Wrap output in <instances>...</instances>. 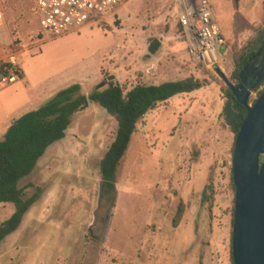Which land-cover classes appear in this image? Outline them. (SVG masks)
Segmentation results:
<instances>
[{
  "label": "rangeland",
  "instance_id": "obj_1",
  "mask_svg": "<svg viewBox=\"0 0 264 264\" xmlns=\"http://www.w3.org/2000/svg\"><path fill=\"white\" fill-rule=\"evenodd\" d=\"M209 1L226 42L221 68L193 63L174 0H128L105 25L57 38L42 33L30 0L5 4L0 58L14 49L24 77L13 89L0 78V114L6 110L2 97L13 90L35 101L48 98L45 104L50 93L73 85L89 96L103 83L102 73L129 88L189 77L208 85L141 121L110 198L102 196L100 162L118 123L96 103L77 113L66 138L22 180V186L41 188V197L0 243V264H232L235 135L222 117L225 79L234 85L235 49L264 36V0H240L238 11L234 0ZM146 37L163 40V70L132 80L144 65L139 56ZM251 96L252 105L257 94ZM211 177L214 200L208 201ZM182 202L185 215L175 227ZM14 212L13 204H0V224Z\"/></svg>",
  "mask_w": 264,
  "mask_h": 264
},
{
  "label": "trees",
  "instance_id": "obj_2",
  "mask_svg": "<svg viewBox=\"0 0 264 264\" xmlns=\"http://www.w3.org/2000/svg\"><path fill=\"white\" fill-rule=\"evenodd\" d=\"M8 1L1 0L3 8ZM30 2L33 4L32 0ZM234 6L238 11L240 0H234ZM42 38L43 34L40 35V39ZM160 48L161 43L158 39H150L149 53L151 55H155ZM261 49L264 53V36L248 41L235 49L233 53L235 67L233 83L235 86L241 83L240 72ZM4 67L5 65L0 62V77L4 74ZM207 83L204 80L189 77L181 81H170L160 85L137 83L129 88L127 84H121L115 81L112 76L104 74L103 83L89 96L81 93V85H73L57 93L40 109L27 113L16 120L9 127L4 138L0 140V204H13L15 206L12 217L0 224V243L20 228L26 215L41 197V188H36L34 185L22 186V180L34 173L39 162L52 146L66 138L74 116L87 103L100 105L118 123L115 139L100 162L102 196L110 198L116 194L119 168L141 121L160 105L168 103L175 97L200 91L208 85ZM263 93L264 79L252 94H257L258 99ZM224 95L226 103L222 117L235 135L234 154L237 136L241 129V124L237 122L236 107L238 106L239 115L242 119L247 117V109L238 104L229 86L224 90ZM257 99L254 100L253 104ZM250 103H252V98H250ZM263 160L264 157L262 156L261 165ZM231 187L235 193L232 221L234 226L236 187L233 181V172ZM32 188H36L34 194H31ZM209 190L211 193L207 200L212 201L214 200L212 177L205 192V198H207ZM185 208V204L180 203L177 216L174 219L175 227H178L183 221ZM231 259L232 264H234L233 251Z\"/></svg>",
  "mask_w": 264,
  "mask_h": 264
},
{
  "label": "water",
  "instance_id": "obj_3",
  "mask_svg": "<svg viewBox=\"0 0 264 264\" xmlns=\"http://www.w3.org/2000/svg\"><path fill=\"white\" fill-rule=\"evenodd\" d=\"M241 83L225 79L239 105L247 109L242 119L233 157V181L236 187L233 226L234 264H264V93L250 104L252 92L264 79V53L261 49L239 74ZM89 103L83 108L87 109ZM108 225L106 226V230Z\"/></svg>",
  "mask_w": 264,
  "mask_h": 264
},
{
  "label": "built area",
  "instance_id": "obj_4",
  "mask_svg": "<svg viewBox=\"0 0 264 264\" xmlns=\"http://www.w3.org/2000/svg\"><path fill=\"white\" fill-rule=\"evenodd\" d=\"M128 0H32L43 34L57 38L76 32L92 24H106V20ZM178 22L189 55L194 64L205 68H221L225 38L209 0H174ZM6 30L5 11L0 0V42ZM20 57L14 49L0 58L5 65L0 77L5 85H12L23 76Z\"/></svg>",
  "mask_w": 264,
  "mask_h": 264
},
{
  "label": "crops",
  "instance_id": "obj_5",
  "mask_svg": "<svg viewBox=\"0 0 264 264\" xmlns=\"http://www.w3.org/2000/svg\"><path fill=\"white\" fill-rule=\"evenodd\" d=\"M152 38L153 37L151 38L146 37L144 39L143 52L141 56H139L140 61L144 65L141 67V69H138L135 71L134 77L132 80H136L137 78H139L141 76V73L144 75V79L146 80L150 78L149 77L150 74L152 75L155 73L157 74L159 70H163V64L161 63V59L163 55L162 51L164 48V42L161 38H156L160 41L161 48L155 55H151L149 53V48H150V39ZM0 48L1 50L2 48H4L1 42H0ZM186 48L188 49L187 44H186ZM104 74L105 73H102V77L99 80H101L104 77ZM110 76H112L115 79V81L119 82L116 76L114 75H110ZM23 77H24V74H23ZM18 82L15 84L9 85L8 86L9 89H13L16 85H18ZM119 83L122 84L123 82L120 81ZM151 85H154V84H151ZM82 90H83V87H82ZM16 92L17 91L13 90L12 92L4 94V97H2L3 99H1V101L5 104L6 110L1 112L2 114H0V140L4 138L9 127L16 120L20 119L22 116L26 115L27 113L40 109L43 106V104H45L44 102H46V100L48 99V98L47 99L40 98L38 101H35L28 97L27 98L19 97ZM54 96L55 95H51L50 93L49 98H53Z\"/></svg>",
  "mask_w": 264,
  "mask_h": 264
}]
</instances>
